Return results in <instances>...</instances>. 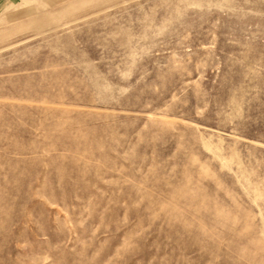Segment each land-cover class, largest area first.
<instances>
[{
  "label": "rangeland",
  "instance_id": "374dc122",
  "mask_svg": "<svg viewBox=\"0 0 264 264\" xmlns=\"http://www.w3.org/2000/svg\"><path fill=\"white\" fill-rule=\"evenodd\" d=\"M0 264H264V0H0Z\"/></svg>",
  "mask_w": 264,
  "mask_h": 264
}]
</instances>
